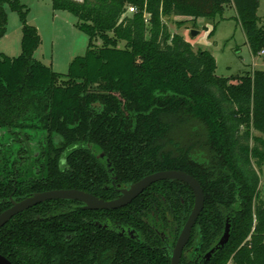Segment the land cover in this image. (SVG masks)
Instances as JSON below:
<instances>
[{
  "label": "trees",
  "instance_id": "16d2710c",
  "mask_svg": "<svg viewBox=\"0 0 264 264\" xmlns=\"http://www.w3.org/2000/svg\"><path fill=\"white\" fill-rule=\"evenodd\" d=\"M51 5L73 14L88 36L85 54L71 61L66 74L34 59L39 35L27 23L21 0H0V38L7 8L22 24L20 55L0 54V131L9 141L0 140V199L10 194L15 170L21 175L18 191L74 188L105 200L120 195L116 184L182 170L204 192L184 250L196 240L204 254L228 221V241L198 264H264L259 193L264 69L218 76L213 55L194 51L165 22L172 16L223 18L232 7L257 55L264 51L259 0H52ZM129 5L137 11L126 14ZM32 136L38 138L34 151L28 148ZM81 204L51 200L41 204L51 208L47 219L12 217L0 228V252L14 264H170L194 193L182 181L160 180L117 209ZM121 228L133 230L134 237L119 233ZM184 253L179 264H193Z\"/></svg>",
  "mask_w": 264,
  "mask_h": 264
},
{
  "label": "rangeland",
  "instance_id": "374dc122",
  "mask_svg": "<svg viewBox=\"0 0 264 264\" xmlns=\"http://www.w3.org/2000/svg\"><path fill=\"white\" fill-rule=\"evenodd\" d=\"M52 0H21L27 7V23L37 29L39 45L33 57L54 72L66 74L71 61L83 56L88 46V36L76 27L77 18L70 12L54 10ZM8 22L5 34L0 38V54L10 58L21 53L22 24L17 12L7 8ZM257 15L264 19V0H259ZM223 18H198L192 21L186 17L166 18L170 34L178 33L188 41L193 50L209 51L216 63L218 76L230 77L245 71L264 69V51L252 54L240 24L235 20V11L226 7ZM198 33L191 36L190 30ZM100 45L101 40L95 42ZM35 139V141H37ZM259 193L264 197V164L260 170Z\"/></svg>",
  "mask_w": 264,
  "mask_h": 264
},
{
  "label": "water",
  "instance_id": "95a60500",
  "mask_svg": "<svg viewBox=\"0 0 264 264\" xmlns=\"http://www.w3.org/2000/svg\"><path fill=\"white\" fill-rule=\"evenodd\" d=\"M198 32L194 29L190 30L191 36L196 35ZM160 180H178L186 183L194 193V204L190 211L177 240L171 249L170 264H179L183 247L187 243L191 230L204 206V192L199 181L191 174L177 169H166L156 171L145 175L141 179L130 183L127 187L119 188L120 195L117 198L105 200L97 197L92 193L80 189H51L42 192H35L31 196L24 198L19 202H12V206L0 213V227L5 224L12 216L18 212L33 206L37 203L52 200H75L83 203L84 209H117L130 203L141 192H143L152 183ZM230 225L227 221L224 231L219 238L217 244L210 249L205 255L208 259L215 250L222 248L229 239ZM2 264H10L8 261L0 256Z\"/></svg>",
  "mask_w": 264,
  "mask_h": 264
},
{
  "label": "flooded vegetation",
  "instance_id": "af4514ba",
  "mask_svg": "<svg viewBox=\"0 0 264 264\" xmlns=\"http://www.w3.org/2000/svg\"><path fill=\"white\" fill-rule=\"evenodd\" d=\"M3 133L0 131V140L2 141V143H4V142H9V141H4V139H3ZM34 145H35V141H34V137L32 136L31 137V139H28V148H31L33 151H34ZM100 156L102 157L103 156V154H100ZM107 166H108V168L110 167V163L108 162L107 163ZM13 168L14 169H16V166L14 165L13 166ZM3 170H4V168L3 167H1L0 168V180H2L3 179V176H4V172H3ZM110 172H111V168H109L108 169ZM33 173H34V175L35 174H37V169H33ZM20 175V174H19ZM19 175H18V172L15 170L14 171V174H12V175H10L9 176V178L10 179H12L13 180V184H12V190H11V192H10V194L7 196V198H1L0 199V213L1 212H3L4 210H6V209H8L9 207H11L12 206V202H19V201H21V200H23L24 198H26V197H29V196H31L33 193H35V192H42V191H31L30 189V187H21V188H19V191H18V188H17V180L19 179ZM33 175V176H34ZM21 176V175H20ZM29 176H31V175H29ZM33 176H31V177H33ZM30 177V178H31ZM29 178V177H28ZM112 179H113V181H112V183H114L115 182V180H116V177L115 176H112ZM115 184V183H114ZM117 185V189H118V191H119V188H123V187H119V184H116ZM125 187H127V186H125ZM46 191V190H45ZM52 200H59V199H52ZM49 201H51V200H46V201H43V202H40V203H37V204H35V205H33V206H30V207H28V208H26V209H24V210H22V211H20V212H18L17 214H15L14 216H16V215H19V214H21V213H27V214H25V216L27 215L28 217H30V218H38V219H47L49 216L47 215L46 216V214L47 213H50V210H51V208L50 207H48V208H46L45 206L44 207H42L41 206V204H43V203H46V202H49ZM81 207L83 208V203L81 204ZM84 209V208H83ZM14 216H12V217H14ZM11 217V218H12ZM10 218V219H11ZM9 219V220H10ZM8 220V221H9ZM7 221V222H8ZM6 222V223H7ZM5 223V224H6ZM5 224H3V225H5ZM2 225V226H3ZM195 225V224H194ZM1 226V227H2ZM105 226V225H104ZM0 227V228H1ZM194 227V226H193ZM193 229V228H192ZM181 231V230H180ZM133 230H129V228H121V231L119 232V233H121V234H124V233H127V234H129L130 236H132V237H134V235H133ZM180 233V232H179ZM191 233H192V230H191ZM179 235V234H178ZM178 237V236H177ZM190 237H191V234H190ZM190 237H189V239H190ZM189 239H188V241H189ZM176 240H177V238H176ZM176 240H175V242H176ZM188 241H187V243H188ZM175 242H174V244H175ZM218 242V241H217ZM187 243L185 244V246L187 245ZM174 244H173V246H174ZM217 244V243H216ZM215 244V245H216ZM214 245V246H215ZM173 246H172V248H173ZM185 246L183 247V250H182V254H181V257H182V255H183V253H184V249H185ZM199 246H200V242H198V241H196V240H194L193 241V243H192V245L189 247V248H187L186 249V251H185V253H184V255L185 256H188L189 258H188V261L190 262V261H192V263L193 264H198V263H200V262H204V261H207V260H209L210 259V257L212 256V254L214 253H212L211 254V256L208 258V259H206L205 258V255L210 251V249L211 248H213V247H211L207 252H205L204 254H201V253H199L198 252V249H199ZM171 248V249H172ZM171 255V254H170ZM0 256L3 258V259H5L6 261H8L10 264H14L13 262H12V260L10 259V258H8L5 254H3V252H0ZM180 260H181V258H180ZM180 262V261H179ZM0 264H2L1 263V261H0Z\"/></svg>",
  "mask_w": 264,
  "mask_h": 264
},
{
  "label": "built area",
  "instance_id": "2783aa9c",
  "mask_svg": "<svg viewBox=\"0 0 264 264\" xmlns=\"http://www.w3.org/2000/svg\"><path fill=\"white\" fill-rule=\"evenodd\" d=\"M136 11H137V6H135V5H129L127 7L126 14H132V13H134ZM144 16H145V21H147L148 15L146 14V11H144Z\"/></svg>",
  "mask_w": 264,
  "mask_h": 264
}]
</instances>
